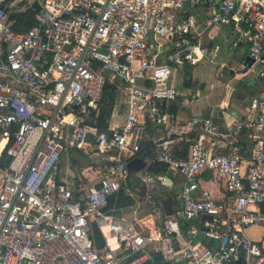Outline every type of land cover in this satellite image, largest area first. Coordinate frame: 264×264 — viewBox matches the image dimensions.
I'll list each match as a JSON object with an SVG mask.
<instances>
[{
    "label": "built area",
    "instance_id": "1",
    "mask_svg": "<svg viewBox=\"0 0 264 264\" xmlns=\"http://www.w3.org/2000/svg\"><path fill=\"white\" fill-rule=\"evenodd\" d=\"M31 9L35 24L15 31L13 15ZM216 27L232 28L231 48L246 51L238 70L264 79V0H0V264H146L153 255L163 264H264V247L248 234L264 225V96L225 118L226 132L214 109L190 118L186 158L157 143L154 160L167 173L144 169L145 190L127 189L146 214L107 210L132 174L147 121L175 120V73L209 63L228 75ZM108 86L125 115L117 124L114 109L102 129ZM205 172L225 182L230 202L213 197ZM178 174L182 210L167 215L156 189ZM205 215L212 246L180 225Z\"/></svg>",
    "mask_w": 264,
    "mask_h": 264
},
{
    "label": "crops",
    "instance_id": "2",
    "mask_svg": "<svg viewBox=\"0 0 264 264\" xmlns=\"http://www.w3.org/2000/svg\"><path fill=\"white\" fill-rule=\"evenodd\" d=\"M220 29H223V27H216L213 30L214 39L212 40V43H214V45L221 46L220 52H221V58H222L223 62L226 61V62H229L231 64L232 62L235 63V61H237L236 59L240 60L241 62L243 60L248 61L246 51L243 50V52H242L241 49L233 51V49L231 48L232 37L229 36L228 32H226V31L221 32ZM216 35L217 36L220 35L221 36L220 38L222 40H224L225 43L218 44L217 39H216V37H217ZM225 36H228V37L225 38ZM185 73H188V72H180L179 71L177 73L174 81H172L174 83L175 87L179 91L177 101L174 102L169 108V112L173 113L175 116L174 122L168 123V125L166 127L159 126V125L154 124L150 121H147V124L145 125L146 131L144 133L143 144L146 147H145L143 153H141V155H138V157H137V158L142 159L146 164V166L142 170L145 169L148 171L149 166L152 163L156 162L154 160V155H155V152L157 149V143L169 142V143H171V147L175 151V153L178 157H180V158L188 157L189 146H190L193 138L196 136L195 130L193 131L192 128H190V126L188 124V121L190 118L207 116V115H209V113L213 109L215 110L218 118L224 119V121H226L225 118H227L229 115L230 116L233 115L234 117L241 115V113L240 112L237 113L234 110V108L231 107V105L226 107L227 104L224 105L221 103L218 105V103L210 102L211 93L204 95L202 89H201L202 90L201 97H199L198 99H193L194 101L190 105H186L184 103L185 99L187 97H189L190 95H193V93H191L189 91V89H190L189 86L192 87L193 82L184 79ZM216 77H217V75H216ZM258 79L264 80L262 78H258ZM218 81H219V86H220V84H222L223 82L220 80H218ZM179 85L182 88L179 89ZM214 86L215 85H213V86L211 85L210 89H212V87L214 88ZM219 86H215V87H219ZM237 87L240 88L239 84L237 85ZM196 89H200V88H196ZM219 91L220 90H216L214 93L220 94ZM241 91H242V93H244L243 90H241ZM194 93H195V91H194ZM252 97H254V96H252ZM243 108L244 107L242 105L239 107V110L242 111ZM117 109L118 108H116V110ZM116 110H115V113L112 117V121H115L117 124H121L123 122V118L125 115L124 106H121L120 110H117V111ZM78 157L80 160H82V162L87 163L85 157H83L82 155H78ZM142 170H140L136 173H132V175H134L133 179L138 178V176ZM199 178L201 179L203 184L206 185L210 189L213 197L218 202L228 203L231 201V199L229 197V193L226 190L224 181H222V180L219 181V179L212 176L211 173H209V172L202 173L199 176ZM185 183H186L185 177L178 174L176 177H172V179L168 181L167 187H164V188L158 187L156 189V193L159 192L162 194H166V196H164V197H161V198L158 197L162 202L164 200L168 199L169 197L173 198V211H174L173 214H178V212L181 211V210H177L178 207H181V205H182L181 200L178 198V195H179V191L181 190L182 186ZM133 185H138L137 191L140 193L145 190V184L141 183V181H139V182L136 181L135 183L133 182ZM175 185H178V191L176 193H175ZM139 195H141V194H139ZM137 200L138 201L140 200L139 203L142 202L140 198L136 199V202H137ZM141 204L143 205L144 203H141ZM113 210H116V208H113L108 212H111ZM173 214H170V215H173ZM209 221L210 220L201 217V218H198L196 220L186 222V231L191 226L196 227L198 230V233L195 236L196 241H200L206 245L212 246V242L210 240H208L204 235V230L207 229V225H208V223H210Z\"/></svg>",
    "mask_w": 264,
    "mask_h": 264
},
{
    "label": "rangeland",
    "instance_id": "3",
    "mask_svg": "<svg viewBox=\"0 0 264 264\" xmlns=\"http://www.w3.org/2000/svg\"><path fill=\"white\" fill-rule=\"evenodd\" d=\"M28 6V5H27ZM221 32H228L229 36L232 35V28H226L223 27V29H220ZM217 36V35H216ZM221 36L218 35L216 37L217 43L218 44H223L225 43L224 40L220 38ZM228 36H225L227 38ZM230 40V39H229ZM224 50V49H223ZM244 49H241L243 52ZM224 58V57H223ZM235 63H227V67L225 68V72L228 73V75L225 76H217L216 74L218 73V68L217 65L214 64H209V63H204L201 64L200 66L188 71V73L184 74V79L192 81L193 85L190 87L189 91L191 93H194L196 88H200L203 90V94H210V102L212 103H218L219 104H224L227 106H230L234 108V110L238 113L240 112L239 107L240 106H245L246 103L249 101V99L252 96H264V80L256 78L255 74H244V72H241V70H238L239 63L241 62L240 60L236 59ZM219 62H223L222 58H220ZM234 68L235 70L231 71L229 68ZM231 72V73H230ZM178 72L175 73V78ZM222 81L223 83L220 84L219 86V81ZM236 82V83H235ZM240 83V88L237 87V85ZM242 84H244L242 86ZM211 85L219 86V87H212ZM251 87V88H250ZM182 88L179 85V89ZM216 90H220V94H215L214 92ZM244 93H242V91ZM213 93V94H212ZM202 100V99H201ZM229 104V105H228ZM118 108L117 110H120V107L117 106L115 107ZM116 110V111H117ZM67 164H69V168L73 170L75 169V162L73 161L71 156H68L67 158ZM87 163L91 162V158L85 157ZM76 162H79L76 160ZM67 171V169L62 170V175ZM220 181V180H219ZM178 191V185H175V193ZM180 193V191H179ZM128 195V194H127ZM158 197H164L166 194L162 193H157ZM116 208V207H115ZM118 209V208H117ZM111 210V209H110ZM108 210V211H110ZM249 235H251L252 239H254L256 242L260 243L262 247H264V225L262 226H255L248 230Z\"/></svg>",
    "mask_w": 264,
    "mask_h": 264
},
{
    "label": "trees",
    "instance_id": "4",
    "mask_svg": "<svg viewBox=\"0 0 264 264\" xmlns=\"http://www.w3.org/2000/svg\"><path fill=\"white\" fill-rule=\"evenodd\" d=\"M35 10H27L20 13H17L13 15L14 23L12 25L13 29L15 31H26L29 28H31L35 24L34 20ZM240 86V83H239ZM243 86V84H242ZM115 87L114 86H108L107 91L104 95V105L102 109V116L99 123V128H107V120L108 118L113 114L115 109ZM145 145L142 144V147L139 151V155L143 153L145 149ZM186 158V157H185ZM167 165L164 163L154 162L152 163L149 168L148 172L151 174L159 175V174H165L167 172ZM134 175H130L129 180L123 184L122 188L118 193L110 197L109 199V205L107 207V210L113 209L116 207V209H122L131 205H134L135 199L131 197V195L128 193L127 189H130L132 191H135L138 187V185H133V182L140 181L138 178H134ZM128 194V195H127ZM264 212V207L262 208ZM180 225L184 231H186V221H180ZM211 246V245H210ZM146 264H163V261L160 256L153 255V259L149 261Z\"/></svg>",
    "mask_w": 264,
    "mask_h": 264
},
{
    "label": "water",
    "instance_id": "5",
    "mask_svg": "<svg viewBox=\"0 0 264 264\" xmlns=\"http://www.w3.org/2000/svg\"><path fill=\"white\" fill-rule=\"evenodd\" d=\"M215 123L220 127V130L222 132H226V123H225L224 119L215 118ZM127 166H128V169L131 173H136V172L142 170L146 166V164L142 159L135 158V159L131 160ZM162 204H163L165 212L168 215L174 213V211H173V198L169 197L168 199L164 200L162 202ZM177 210H182V207H178ZM135 211L138 212L136 215L137 217L143 216L144 214L147 213V205L143 204L139 207H137L136 205H132V206H128V207H125L122 209L113 210L110 212V214L113 216L125 217L129 220H132V218L135 215ZM178 218L181 220L180 215H178ZM203 218L208 219L210 221L212 220V216H208V215H205ZM92 230H93L92 236L95 240L96 247L98 249H100L104 245V239H103L99 229L97 228V226L95 224H93Z\"/></svg>",
    "mask_w": 264,
    "mask_h": 264
}]
</instances>
